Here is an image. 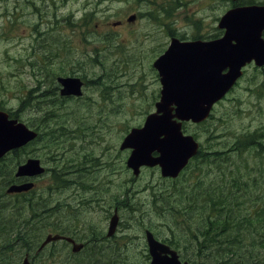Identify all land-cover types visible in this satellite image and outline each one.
<instances>
[{
  "label": "flooded vegetation",
  "instance_id": "1",
  "mask_svg": "<svg viewBox=\"0 0 264 264\" xmlns=\"http://www.w3.org/2000/svg\"><path fill=\"white\" fill-rule=\"evenodd\" d=\"M211 1L215 0H206L207 9L210 10L212 6L216 11L219 7L220 11L224 10L222 16H220L221 14L217 17L209 16L212 19L211 22L206 21L207 17L196 18L194 16L193 20H190L187 30H176V19L170 20V22L172 21L170 27L167 24L168 21L163 22L160 19L155 22L160 26L158 35L157 31L156 36L155 33L150 32L153 45L148 43V34L145 31H137L135 29L139 20L146 18L147 15L143 16V13L139 12L138 16L132 14L126 19L113 23V29L111 30L115 34L114 40L105 37L107 36L105 34H101V37L104 38L102 42L108 39L109 43L108 49L102 52H109L110 50L112 58L120 56L118 64H114V78L111 79L108 77L99 78L97 75L89 74L87 69L82 70L80 68L78 62L65 60L67 54L76 51L75 43L69 40L71 46L61 53L60 58L64 72L62 71L59 75H55L52 70L47 69L49 81H51V77L55 79V89L57 96L60 98V104L53 105L48 102L45 104V108L52 113L51 116L62 118L63 125L59 128L62 133L60 134L61 140L64 138L67 140V136L71 131L82 129L79 124L68 128L63 121L65 116L73 117L74 121H78L82 110L80 107L74 109L73 105L75 102L89 101L92 98V95H89L90 92L95 93L94 98L99 96V99L95 100L97 106L102 103L106 104L110 100L111 110H101L104 114L113 112L114 106L111 104H114L116 100H123L124 97L146 100L148 106L142 113L146 120L148 116L157 112V105L163 97L164 86L155 63L166 53L173 40H178L180 43H200L204 45L220 42L226 37L227 30L222 26V19L228 12L245 7H264V1L257 0H225L228 3L222 1L216 2L214 5H211ZM225 5L229 6L230 9ZM262 40L264 41V32ZM82 43L86 49V54H88L87 57L94 58V61L97 59L99 61L98 57L103 47L92 43L88 38L83 40ZM155 44L156 46H154ZM200 51H203L202 48H200ZM143 54H150L148 65H145L143 61L145 58ZM93 65L107 68L104 61L103 63L100 61L94 62ZM118 68L124 70V78H128L129 81L120 85L122 92L125 93L119 94V98L116 99V93L112 91L116 88L113 82H116L115 77ZM253 70L264 73V66L259 67L255 62L249 63L243 68V76L246 77L249 71ZM149 71V75L155 78L153 83L149 82L150 78L147 77ZM226 72L227 70L223 73L225 74ZM243 76L227 93L225 98L231 94ZM60 78L63 79L62 83H59ZM72 81H78L76 87L71 88L72 85L69 86ZM150 85H152V89H150ZM263 86L264 84L259 86L248 83L246 92L257 95V91ZM78 89L81 91L80 95L77 94L79 92ZM70 91L74 92V94ZM262 98L264 97L262 96ZM38 109V106H33L31 114H37L39 112ZM175 109L176 106H173V115L176 114ZM128 112L134 111L126 110L121 113L125 114ZM212 113L206 121L211 118ZM10 118L18 119L11 117V115ZM144 123H141L142 125L137 126L136 129L142 128ZM34 125L33 128L40 135L41 133ZM188 125L198 124L182 122V132L185 136L194 137L199 143V137L196 133L193 135L188 133ZM97 126L98 123L95 121L88 127L87 134L80 133L82 140L78 143L77 141L67 140L56 145L50 152L47 151L45 153L44 156L47 159L41 158L42 155H36L33 148L34 145H41L42 142L36 140L31 142L28 145L30 146L29 151L31 154L27 159H39L45 168V173L34 178L16 177L17 168L14 173V183H11V185L32 182L34 187L27 192L16 194H9L7 190L1 191L0 189V238L4 235L2 232L3 225H1V206L4 202L8 204L12 202L22 203L21 209H18L14 217L17 222L13 227V235L16 236L14 242L27 248H23L18 253V256L14 259L16 260L14 264H51V261L100 264L131 263L139 261L138 257L142 255L146 264H151L153 258L148 245V233H152L157 241L176 251L183 262L187 261L182 250L175 243L169 239H164L155 230L149 228L148 224H144L146 217L143 214L147 212V204L145 203L143 206L142 204H135L131 198L146 193L147 197H150L149 202L152 198L151 204L153 205L154 195L162 194L159 191L160 184L158 186L151 184L143 186L140 184L141 177L145 173L150 172L161 177L160 181L172 182L179 179L188 166L192 165L193 170L198 168L199 160L203 159L202 153L214 159L213 161L215 162L208 163L209 166L217 163L224 165L221 172L225 174V153L222 151L217 153L205 151L203 150V145L199 143L197 155L190 160L179 178H163L159 166L153 168L143 167L140 170V174L136 175L134 170L128 166V161L133 151L131 149L123 150V143H121L119 148L116 146H103L100 154L95 151L96 145L106 144L99 141V131H94ZM63 131L66 136L63 135ZM83 136L88 137V139ZM94 136L97 137L93 138ZM58 148H60L59 151L54 153ZM119 155H122V169L120 170L116 169V164L118 163L116 156ZM158 156L157 152L153 153V157ZM27 159H25L24 163ZM44 160H47L46 163L49 165L44 164ZM126 173L128 175L124 176ZM43 179L46 180L47 185H45L44 189H41L39 182ZM116 182L118 183L117 191L114 188ZM152 205H148L150 209H153ZM117 218L118 221L115 225L114 219ZM25 219H27V222ZM130 234H134L133 237ZM48 240L49 242H47ZM134 250L135 253L133 252Z\"/></svg>",
  "mask_w": 264,
  "mask_h": 264
},
{
  "label": "rangeland",
  "instance_id": "2",
  "mask_svg": "<svg viewBox=\"0 0 264 264\" xmlns=\"http://www.w3.org/2000/svg\"><path fill=\"white\" fill-rule=\"evenodd\" d=\"M32 1L33 0H0V106L2 107L0 110L3 111H14L19 109L22 99V89L24 88L25 90H30V88L34 87L37 83L38 76L41 74L35 61L33 64H31V57L35 52V49L32 48L34 43L33 37L35 36V33L31 31L30 26H41L43 24L42 19L36 18L37 12L34 9L23 6L24 3L32 4ZM222 1L225 0L211 1V5ZM39 3H41L39 6L42 7L44 12L47 13L44 17L49 19L52 13L55 11L57 12L59 19H62L63 17L69 18L72 16L71 19L73 21H79L83 19L86 14H91L90 17L91 20L94 19L93 23L95 28L98 30V36L93 32L92 34H89L90 37H88V39H90L92 43H95L99 46L109 45L108 39L102 42L104 38L100 36L101 34H105L107 35L105 37L114 40L115 34L111 30L113 29V23H116L122 19H126L132 14H136L138 16L139 12L143 13V16H145V14L151 11L147 2L139 0H131L128 3L127 0H50L46 2H41V0H39ZM156 3L157 5L155 8L157 11H160L161 14L163 0H156ZM207 8L208 6L206 4V0H189L188 5L182 9L176 10L174 16L172 15L170 20L176 19V28L174 27L176 30H187L189 22L190 20H193L194 16L196 18L207 17L206 21L211 22L212 19L209 18V16L217 17L220 14V16H222L224 11H220L219 7L216 11L212 6L210 7V10ZM227 8L230 9L229 6H227ZM10 11H13V14L15 15L11 16V14H9ZM171 22L168 21L167 23L169 27L171 26ZM60 28H62L63 32L66 31L65 22H61ZM135 29L137 31H145L146 34H148V43L153 45L150 32L153 34L155 33L156 36L157 31L158 35L160 26L153 20L149 19V17H146L139 20ZM83 33L84 32H80V35H77V38H71V40L75 43L76 51L71 54H67L65 60L80 63L85 69L88 70L89 74L97 75L99 78H114V64H118L120 56L112 58L110 50L109 52L100 53L98 57L99 61L101 63L104 61L107 68L87 63L88 54H86V49L82 43L84 39ZM120 44L124 45L123 43ZM154 46H156V44ZM143 55L145 56L143 61L145 65H148L150 54ZM59 63L60 59H55L52 65H50V68L59 71L60 67H62H58ZM31 67H34V72L32 71ZM123 71L124 70L120 68L117 69L115 77L116 82H113L116 88H114L112 92L116 93V99L119 98V94L125 93L122 92V87H120V85L129 81L128 78H124ZM149 74L150 71L148 72L147 76L150 78L149 82L153 83L155 78H152ZM88 80L90 79L88 78ZM248 83L259 86L263 85L264 73H260L256 70L249 71L248 75L246 77L243 76V78L239 81L238 85L231 92V94L214 107L212 116L208 121L198 125L187 126L188 133L191 135L195 133L197 134L199 137V143L203 145V150H208L212 153L222 151L225 153L224 160L226 161L229 159L235 160L233 157L235 153L233 151V143L237 136L255 132L259 129H264V98H262V96L264 97V86L257 91V95H253L246 92ZM150 89H152V85H150ZM89 95H92V98L89 101L83 100L79 103L75 102L73 105L74 109L80 107L82 110L78 121H74V118L70 116H65L64 118L63 123L67 125L68 128H71L75 124H79V126L82 127V129L71 131L67 136V140L77 141V143L80 142L82 140L80 133L87 134L88 127L93 122L97 121L98 126L94 131H99V141L106 143L105 145L101 146L96 145L97 148L95 151L100 154L103 146H116L119 148L121 143L124 142L128 132H130L132 128L142 125L145 121V117L142 115V113L143 110L147 109L148 106V102L146 100H136L133 98L130 99L124 97L123 100H116L114 104H111L114 106L112 109L113 112L104 114L101 110H111L110 100L106 104L102 103L100 106H97L95 100H98L99 96L94 98L95 93L91 92ZM126 110H131L134 112H128L125 114L121 113ZM18 119L27 124L29 128L34 131L35 128H33V124H35V127L38 125L36 114L22 113V116ZM83 137L88 139L86 136ZM96 137L97 136H94L93 138ZM67 140L65 138L63 140L59 138L56 140L57 145ZM55 146L56 144L51 148H54ZM33 148L35 149L36 155H42L41 158L44 157L46 159L47 157L44 156L45 153L47 151H51V149H42V145L40 146L38 144L34 145ZM59 149L60 148L55 150L54 153L58 152ZM242 158L243 153L241 159ZM204 159H206V163L199 166L198 168H194L193 170V166H190L189 173L191 174V183H202L204 185H208L214 183L215 181L222 182L223 175H220V163L209 166L208 163L215 162L213 161L214 159L209 158L206 155H204ZM245 160H247L252 166L256 165V162L252 161L249 154L247 157H245ZM44 161V164H47V160ZM116 161H118L116 164V169H122V155L116 156ZM254 170L255 169L250 166L249 171L246 170L243 173L252 174L254 173ZM256 174L257 173H255V175ZM126 175L128 174L126 173L124 176ZM160 180L161 177H158L157 174L155 175L153 173L147 172L141 177L140 184L143 186H146L147 184L158 186L160 184L159 191L162 192L166 186H169L170 182ZM45 185H47L45 179L39 182L41 189H44ZM114 186L115 191H117L118 183L116 182ZM149 198L147 197L146 193H142L137 197L131 198L135 204H142V206L145 203L147 204V212L143 214L144 217H146L144 219V224H148L149 228L155 230L156 233L164 237V239H169L173 243L178 244V236L181 235V233H178L175 227L174 216L169 212H165L164 208L161 207L159 202L152 205V198L150 199V202ZM149 204L153 206V209H150L148 206ZM133 235L134 234H130L131 237H133ZM183 244H180V249L182 252H185L186 250ZM133 252L135 253V250ZM138 258L140 259L139 261H134L131 263L146 264L143 255L139 256ZM51 262H53L52 264H63L62 261Z\"/></svg>",
  "mask_w": 264,
  "mask_h": 264
},
{
  "label": "trees",
  "instance_id": "3",
  "mask_svg": "<svg viewBox=\"0 0 264 264\" xmlns=\"http://www.w3.org/2000/svg\"><path fill=\"white\" fill-rule=\"evenodd\" d=\"M46 1L50 0H41ZM129 1L131 0H127V3ZM139 1L148 3L151 11L145 15L149 19L154 22L160 19L163 22H170L176 10L186 7L189 0H163L161 14L155 8L156 0ZM32 4L24 3L23 6L34 9L37 12L36 18L42 19L41 26H30L31 31L35 33L32 45L35 52L31 57V64L35 61L41 74L34 87L30 90L22 89L20 108L7 112L13 118H20L22 113H31L33 106H38L41 111L38 109L39 112L36 114L38 123L36 127L41 134L36 141L42 142V149L52 150L55 147H51L57 145L56 140L61 139L62 133L59 128L63 124L62 118L51 116L52 113L45 108L48 102L53 105L60 104L55 79L51 77L49 82L47 69L59 75L64 70L60 67L61 61L59 71L51 69L50 65L55 59H60L61 53L71 46L69 40L77 38L80 32H84L83 40H87L89 34L93 32L98 36V30L93 23L94 19L91 20V14H86L79 21H73L72 16L59 19L55 11L49 19L44 17L47 13L39 6L41 4L39 0H33ZM9 14L15 15L13 11ZM61 22H65L67 34L60 28ZM102 47L100 53L108 49V46ZM87 59V63L92 65L99 62L98 59L94 61V58L90 57ZM79 65L82 70L85 69L80 63ZM31 68L34 72V67ZM63 135L66 136L64 131ZM29 148L30 146H26L14 150L0 161L1 191H6L8 185L14 183L16 169L31 154ZM233 151L235 160L229 159L225 162V174L220 171V175H223L222 182L215 181L208 185L192 184L188 166L179 179L170 182L169 186L163 189L162 194L154 195L153 204L159 202L165 212L174 216L175 227L178 233H181L178 236V244L175 245L180 248V244L184 243L186 251L182 253L191 264H264V129L237 136ZM248 154L252 161L256 162L255 166L245 160ZM204 155L202 153L203 159L199 160V166L206 163ZM223 166L220 164L221 170ZM250 166L255 169L254 173L244 174V171H249ZM21 206V202L11 204L4 202L1 206L4 235L0 238V263L14 264L18 253L27 248L14 242L16 236L13 235V227L17 222L14 217ZM25 221L27 222V219ZM63 264L93 263L63 262Z\"/></svg>",
  "mask_w": 264,
  "mask_h": 264
},
{
  "label": "water",
  "instance_id": "4",
  "mask_svg": "<svg viewBox=\"0 0 264 264\" xmlns=\"http://www.w3.org/2000/svg\"><path fill=\"white\" fill-rule=\"evenodd\" d=\"M222 26L227 30L222 41L204 45L173 40L155 63L164 86L162 100L157 112L146 118L142 128H133L122 144L123 150L133 151L128 166L136 175L143 167L159 166L163 178L177 179L199 150L194 137L183 134L182 122L206 121L215 104L222 101L242 77L244 67L252 62L264 66V7L231 10L223 17ZM62 82L60 78L59 83ZM77 83L72 81L69 86L76 87ZM173 106H176L175 115ZM37 137V131L0 110V160L14 150L25 148ZM154 152L159 156L153 157ZM44 173L40 160L30 158L18 167L15 176L34 178ZM33 187L32 182L13 184L7 192L23 193ZM117 221L118 218L114 219L115 225ZM147 240L153 258L151 264H190L157 241L152 233H148Z\"/></svg>",
  "mask_w": 264,
  "mask_h": 264
}]
</instances>
